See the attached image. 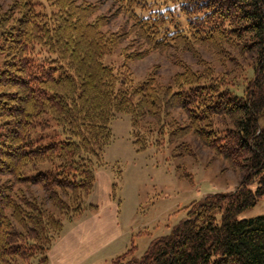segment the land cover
I'll return each instance as SVG.
<instances>
[{
	"label": "trees",
	"instance_id": "trees-1",
	"mask_svg": "<svg viewBox=\"0 0 264 264\" xmlns=\"http://www.w3.org/2000/svg\"><path fill=\"white\" fill-rule=\"evenodd\" d=\"M48 1L49 14L34 0L0 5V264H32L38 256L47 264L62 216L94 207L85 204L117 113L131 116L141 149L139 129L151 118L168 127L171 142L193 133L243 175L236 190L193 202L139 260L127 251L110 264H264V214L239 218L264 196V0H113L109 16L88 0ZM118 13L129 29L105 31ZM129 33L146 46L137 58L206 47L237 65L249 61L255 76L244 95L208 62L203 71L184 68L172 84L154 73L135 82L126 66L116 72L103 61ZM175 109L188 124L167 119ZM33 185L51 208L27 193Z\"/></svg>",
	"mask_w": 264,
	"mask_h": 264
},
{
	"label": "rangeland",
	"instance_id": "rangeland-1",
	"mask_svg": "<svg viewBox=\"0 0 264 264\" xmlns=\"http://www.w3.org/2000/svg\"><path fill=\"white\" fill-rule=\"evenodd\" d=\"M88 1L98 4L99 15L109 16L117 9L113 0ZM12 2L13 0H0V5L7 9ZM34 2L36 9L41 12L49 14L53 10L48 0ZM129 27L127 16L118 13L103 29L118 32L127 31ZM145 47L134 34H130L103 61L116 72L123 71L126 66L135 82L143 81L150 73H154L163 84H172L176 73L186 67L203 71V64L208 62L216 74L225 79V86L239 95H244V87L255 76L254 67L249 61L238 58L237 65L206 47H198L196 52L171 48L152 51L138 58L133 56ZM171 118H175L180 124H188V118L181 109L173 110L167 119ZM111 128L113 137L104 149L103 164L97 166L96 172L104 169L113 178L112 197L118 207L122 235L82 264H110L112 259L127 251V259L133 257L139 260L154 238L170 233L176 224L186 218L193 202L202 200L212 192L234 191L242 178L241 170L230 167L223 157L204 146L193 133L171 142L168 127H161L153 119L147 118L139 129L138 139L147 144V147L141 149L135 143L136 137L129 114L117 113L111 122ZM179 144H185L191 149V153L187 154L183 147L177 149ZM3 180L6 177H0V183ZM114 184H117L115 188ZM256 186V182L250 184L253 189ZM25 188L31 196L47 198L40 186ZM90 196L85 207L92 204L93 208L74 218L62 216L65 227L61 236L67 235L72 229H80L82 223L98 211L97 205L90 202ZM46 204L51 208L48 198ZM263 214L264 196L256 205L243 210L239 218L249 219ZM40 258L41 256L34 258L32 264H41Z\"/></svg>",
	"mask_w": 264,
	"mask_h": 264
},
{
	"label": "crops",
	"instance_id": "crops-1",
	"mask_svg": "<svg viewBox=\"0 0 264 264\" xmlns=\"http://www.w3.org/2000/svg\"><path fill=\"white\" fill-rule=\"evenodd\" d=\"M113 191L112 176L104 169L97 170L95 189L89 200L97 205L98 211L80 229H72L57 238L49 250V264H82L120 238L122 232Z\"/></svg>",
	"mask_w": 264,
	"mask_h": 264
}]
</instances>
